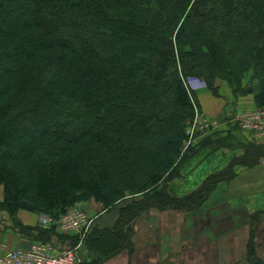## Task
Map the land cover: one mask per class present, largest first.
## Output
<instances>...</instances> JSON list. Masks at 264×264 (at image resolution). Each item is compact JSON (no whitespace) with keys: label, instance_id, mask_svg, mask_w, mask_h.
<instances>
[{"label":"trees","instance_id":"1","mask_svg":"<svg viewBox=\"0 0 264 264\" xmlns=\"http://www.w3.org/2000/svg\"><path fill=\"white\" fill-rule=\"evenodd\" d=\"M248 70L257 75L255 107H264V0H0V209L57 218L41 203L53 176L61 185L47 197L64 206L93 189L107 208L127 191L151 194L154 178L176 167L193 114L186 78L216 91V78L238 86ZM71 164L86 170L81 188L68 181ZM25 174L33 178L22 182ZM220 177L121 206L111 226L85 234L91 264L133 251L131 223L144 209L192 210ZM12 220L21 232L41 230V240L55 229ZM245 258L264 264L252 239Z\"/></svg>","mask_w":264,"mask_h":264},{"label":"crops","instance_id":"2","mask_svg":"<svg viewBox=\"0 0 264 264\" xmlns=\"http://www.w3.org/2000/svg\"><path fill=\"white\" fill-rule=\"evenodd\" d=\"M232 97L230 94L227 99L221 95L212 96L214 99L207 96L204 101L200 94L202 106L213 104L203 108L211 116L217 117L228 110L226 122L232 123V127L230 131L214 133L218 146L197 151L192 161L181 169L183 177L171 182V190L182 195L198 186L210 173H222L197 212L198 230L183 233L181 230H138L135 222L133 251L122 250L101 264H252L245 258L250 239L256 255L264 261V143L239 129L234 120V113L255 108L253 99L245 104L242 97ZM83 202L86 201L77 205ZM256 212H259L258 217ZM43 215L45 213L24 208H17L12 214L0 209V257L9 250L26 249L36 241H47L54 250L75 247L80 257L78 264L93 262L96 253L85 246L80 234H64L55 227L46 240H41V230L21 232L12 220L14 216L25 226L46 227L47 224H41ZM251 216L255 217L254 221ZM171 233L178 236L174 238ZM191 234L196 238L194 247H189ZM73 235L77 237L75 243L71 241Z\"/></svg>","mask_w":264,"mask_h":264},{"label":"rangeland","instance_id":"3","mask_svg":"<svg viewBox=\"0 0 264 264\" xmlns=\"http://www.w3.org/2000/svg\"><path fill=\"white\" fill-rule=\"evenodd\" d=\"M215 80H216L215 84H217L216 91L215 89L213 90L211 87H209L208 84L205 82V80L201 77L189 75L186 78L187 88L192 92V93H189L187 91L190 97L191 104H192L193 114L190 118L186 119L184 122L183 133L185 134V139L181 147L180 156L176 160L177 161L176 167L172 169L170 172H167L165 174L160 175L159 177L154 178V185H155L154 189L155 190L153 192L151 191L152 192L151 194L148 189H144V192H139L135 194H129V192L127 191L124 199H122L121 201H118L112 207L107 208L105 206L102 196L98 194L96 189H93V196L89 200H86V202H83L84 205L83 204L77 205V203H75L74 205H71L73 207L82 209L85 213L89 215V217L91 218V223H90V227L88 230H90L91 228L95 226L96 227L98 226L100 228H103L105 226H111L113 222L115 221L116 217L118 216L119 209L121 206H123L124 204H132L134 200H139L141 199V197L145 195H154L155 193L158 194L160 192L158 194L159 198L165 197V195L167 194L178 197V196H183V195L188 194L189 192H191L192 190H195L198 186L201 185L203 181L200 182L198 186L192 188V190L182 195L175 194L170 188L171 182L173 180L179 177H183V175L181 174L182 173L181 169L186 164H189V162L192 161L191 157L197 151H200V150L205 151L214 146L217 147L219 144V141L217 140V138L213 136L218 131L219 133L224 132V131H230L232 127L231 126L232 123L226 122L229 116L227 113L228 110L224 111L226 112V115L223 112L221 115L217 117L211 116V114L208 112L206 113V111L203 109L204 106L209 107V106H212L213 104L212 103L209 105L204 104V106H202L200 99H199L200 94L202 95V99L204 101H207V96L209 98H212V96L218 97L221 95L222 97H225L227 99L229 98V94H230V96L232 95L233 96L232 98H235V99L238 97H242L241 100H243V102L246 104L247 102H249V100H251V98L253 99V92L255 91L256 86H257V75L254 74L252 70H248L244 72L242 79H241V83L238 86L235 85L234 83H231L227 79L216 78ZM217 101H220V100L218 99ZM214 105H217V104L214 103ZM236 114L237 113H234V115ZM54 122H56L55 118L53 121H49V126L47 128V131H51L54 129V126H55ZM236 125L238 124L236 123ZM84 143H86V139L80 141L78 144H84ZM6 150H7L6 153L9 152V150H11V147L6 148ZM118 150H120V148ZM118 152L122 155L121 153L122 150ZM133 155H134V158L138 157V152L136 149L134 150ZM7 157H4V159H7ZM66 168L70 172V174L68 175V181L70 183L80 185V188H81V186L85 182H88L85 168L81 167V169L78 171L73 168V164L67 166ZM213 175L215 174L210 173L208 176H213ZM208 176H206L205 178H207ZM24 177L25 178H23L22 182H25L27 179H29V177L33 178L26 174ZM19 184H21V182L18 180V185ZM50 184L51 185L49 186V188L45 191V195H42L41 197V200H42L41 203L43 207L47 206L49 209L55 210L59 212V215H61L64 212H66L71 206H64L62 200H58L55 203H53L49 201V198L47 197L49 196V194H51L53 191L59 188V186L61 185V177L53 176V180L51 181ZM25 187L26 186L24 185V187L22 188V191L25 194H27L28 189ZM31 188L35 191V194L37 195L39 194L37 187L32 186ZM212 190H213V187H210L208 194H210ZM0 191H1L0 199H2L3 198L2 184H0ZM201 204L192 210L174 209L171 207H167L164 209H158L156 207H149L147 209H144L132 221L131 223L132 232L134 230L135 222L138 223V226H139L138 230H181L182 233L184 230H198L197 229V218L199 217V214L197 212H199V208ZM105 209H106L105 214H100V212ZM256 214L258 217L259 212H256ZM95 215H98L97 216L98 219L94 218ZM99 217L101 218L99 219ZM95 219H97V222L95 221ZM149 226H151L150 227L151 229L149 228ZM172 236L175 238L178 236V233L177 235L173 233ZM189 238L192 239L189 244V247L191 246L194 247L195 239H196L195 236L191 234L189 235ZM174 244H177V243H174ZM133 245H134V242H133ZM189 257L191 258L192 256L189 254Z\"/></svg>","mask_w":264,"mask_h":264},{"label":"built area","instance_id":"4","mask_svg":"<svg viewBox=\"0 0 264 264\" xmlns=\"http://www.w3.org/2000/svg\"><path fill=\"white\" fill-rule=\"evenodd\" d=\"M234 120L242 131L251 133L254 139L264 143V107L239 111ZM41 220L42 225L54 224L61 233H78L81 240L91 223L87 213L73 206L57 218L45 214ZM79 260L75 247L54 250L47 241H36L29 248L5 252L0 257V264H78Z\"/></svg>","mask_w":264,"mask_h":264},{"label":"bare ground","instance_id":"5","mask_svg":"<svg viewBox=\"0 0 264 264\" xmlns=\"http://www.w3.org/2000/svg\"><path fill=\"white\" fill-rule=\"evenodd\" d=\"M211 92V91H210ZM234 93V92H233ZM218 95V94H217ZM227 117V116H226ZM193 118V117H192ZM205 118V117H204ZM221 120V119H220ZM227 124V123H226ZM226 129V128H225ZM200 131V130H199ZM193 141V140H192ZM194 145V144H193ZM81 202V201H80ZM80 205V204H79Z\"/></svg>","mask_w":264,"mask_h":264}]
</instances>
